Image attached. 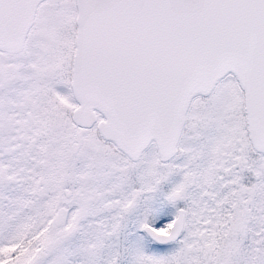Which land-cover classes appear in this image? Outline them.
Returning <instances> with one entry per match:
<instances>
[{
  "label": "snow or ice",
  "instance_id": "6c2138e0",
  "mask_svg": "<svg viewBox=\"0 0 264 264\" xmlns=\"http://www.w3.org/2000/svg\"><path fill=\"white\" fill-rule=\"evenodd\" d=\"M0 264H264V0H0Z\"/></svg>",
  "mask_w": 264,
  "mask_h": 264
}]
</instances>
